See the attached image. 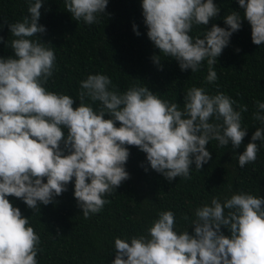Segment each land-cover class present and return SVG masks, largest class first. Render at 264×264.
<instances>
[{
    "label": "clouds",
    "instance_id": "1",
    "mask_svg": "<svg viewBox=\"0 0 264 264\" xmlns=\"http://www.w3.org/2000/svg\"><path fill=\"white\" fill-rule=\"evenodd\" d=\"M26 2L28 15L15 23L5 21L13 38L0 36L12 50L0 56V264H38L41 251L40 235L9 197L40 211V205L57 203L55 198L74 180V198L88 219L130 178V147L145 153L147 165L171 182L190 179L193 163L202 169L211 159L210 141L220 147L231 143L235 149L247 134L241 123L247 105L237 110L230 96L212 95L203 86L187 89L181 108L146 84L120 91L109 76L89 74L80 81L74 107L72 96L46 86L56 55L38 35L46 32L39 22L45 0ZM63 2L77 22L92 25L102 14L110 15L109 0ZM238 4L251 26L252 42L264 44V0ZM141 6L147 36L159 50L154 63L162 68L163 55L175 59L182 71L195 73L206 60V82L218 79L214 65L241 29L240 11L223 18L227 27L213 23L201 37L191 33L194 26L217 18L221 8L214 0H142ZM133 31L140 35L135 24ZM256 106L253 118L261 127L238 156L241 168L256 161V142L264 141V102L256 101ZM141 167L148 171L144 163ZM195 217L178 230L175 213L160 211L145 232L114 239L111 264H264V196L240 191L223 201L213 197L195 210Z\"/></svg>",
    "mask_w": 264,
    "mask_h": 264
},
{
    "label": "trees",
    "instance_id": "2",
    "mask_svg": "<svg viewBox=\"0 0 264 264\" xmlns=\"http://www.w3.org/2000/svg\"><path fill=\"white\" fill-rule=\"evenodd\" d=\"M214 2L221 8L217 18L207 26H194L193 36L202 37L213 23L227 27L223 18L233 10L241 12L242 26L217 58L214 68L218 79L209 84L205 80L206 60L195 73L191 69L182 71L175 59L163 55L162 68L154 63L152 57L159 50L147 36L142 0H109L106 13L110 15L102 14L100 22L92 25L75 21L66 11L63 0H45L39 22L46 27V32L38 35L50 43L56 55V69L46 86L72 96L74 107L79 104L80 81L89 74L102 73L120 91L146 84L157 95L177 102L181 108L187 89L203 86L212 95L222 92L230 96L237 101L234 105L237 110L238 105H247L248 110L241 114L247 134L240 147L233 149L231 143L220 147L218 141H210L206 147L211 159L201 170L193 163L190 179L176 177L168 181L147 165L145 153L130 147L126 164L130 178L105 197L110 203L100 212L90 214L88 219L74 198V180L67 185V191L55 198L57 203L40 205V211L33 212L22 200L9 197L29 217L41 237L38 264H111L115 258L114 239L145 232L160 211L172 210L177 229L183 230L195 220V210L210 203L213 197L223 201L240 191L264 196V141L256 142L259 151L254 163L243 168L238 164L239 154L251 141L256 128L261 127L253 113L258 111L256 101L264 102V44L258 46L252 42L251 26L243 19L238 0ZM27 9L26 0H0V24H3L0 36L5 41L13 38L8 23L22 20L28 15ZM133 24L139 36L133 31ZM11 53L0 42V56ZM142 163L148 167L147 172ZM185 216L187 220L183 219ZM222 230L228 234L227 229ZM188 231L191 233L193 228L189 227Z\"/></svg>",
    "mask_w": 264,
    "mask_h": 264
}]
</instances>
